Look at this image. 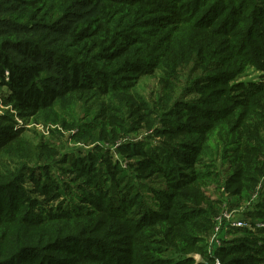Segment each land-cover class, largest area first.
Wrapping results in <instances>:
<instances>
[{
    "label": "rangeland",
    "instance_id": "rangeland-1",
    "mask_svg": "<svg viewBox=\"0 0 264 264\" xmlns=\"http://www.w3.org/2000/svg\"><path fill=\"white\" fill-rule=\"evenodd\" d=\"M11 1L0 0V6L7 3L5 8ZM24 1L32 2L37 11H43L46 22L55 30L50 43L58 41L56 44L63 45L64 53H67L65 47L71 41V32L77 30H92L94 35L103 29L97 40L88 42L90 45L96 41L103 45L112 35L117 39L130 36L126 45L132 42L135 46L131 55L119 64L94 62L97 64L93 67L98 69L95 75L117 82L118 93L110 94V98L95 92L77 94L43 111L37 118L25 121L6 105L8 90L0 88V117L13 120L14 130L23 131V141L36 154L29 162L31 170L23 173L17 186L0 191V214L4 217L17 213L16 208L23 203L21 221L29 224L27 227L35 225L33 229L40 236L52 238L45 248L42 247L46 243L23 251L19 264H75L76 259L83 262L81 264H159L161 261L163 264L166 259L171 264L250 263L248 256L230 254L224 247L233 243L229 241L248 235V231L259 237L264 246V174L254 180L243 197L230 194L226 197L225 185L220 188L222 194L216 191V184L202 188L210 202H221L212 224L201 222L205 232L190 236L192 246L182 254H168L169 250L159 244L158 237L163 234L152 231L150 239L135 237L124 228L137 216V210L130 214L137 204L150 211H161L159 203L167 191V179L162 172L165 163L173 157L174 151L186 153V146L192 145V149L197 150L196 143L201 139L197 134L206 128L203 125L211 116L222 114V107H230L235 114L250 108L252 120L249 119L246 128L243 120H236L239 115L228 123L225 120L216 124L208 139L204 140L205 135L200 140L210 144L207 153L199 159L198 171L208 173L212 179L215 177L218 184L225 183L229 177L239 180L243 176V172L238 171L248 158V150L257 144L243 138L242 134L251 133L264 139V0ZM206 3L212 6L208 11ZM244 9L247 12L242 15ZM8 20L0 16V33L9 30L4 25L19 28L30 23L29 18L11 23ZM240 21L243 25L240 31L244 32L240 34L247 38L242 36L238 44H232L227 35L234 34L233 29ZM207 33L212 34L205 35ZM208 39L219 48L218 60L224 63L238 57L240 63L238 72L231 76L232 81L226 87L222 85L221 95H215L210 86L200 84L201 79V83L206 82V76L231 71L228 66L209 68L211 64L203 68L198 50L211 47ZM239 44L243 57L233 48H238ZM47 49L54 51L52 46ZM50 57L52 55L46 56L41 63ZM147 57L160 58L161 66L155 74L135 77L118 70L125 60L140 64ZM43 75L52 77L53 84L59 78L49 73ZM240 85L243 90L239 91ZM230 128L232 132L228 135ZM237 132L239 134L235 135ZM223 135L224 145L216 144ZM127 144L141 145L150 159H155V164L147 166L143 158L123 155L119 149ZM87 154L103 158L91 176L81 174L72 164L73 160ZM106 158L109 167L103 164ZM261 159L264 162V155ZM41 167H45L48 175ZM32 176L38 181L46 179L42 185L47 184L54 190L65 188V195L44 206ZM59 210L71 218L80 214L83 217L78 224L67 220L56 222L49 213H59ZM227 210L234 212L236 219L245 221L247 226L241 230H226L218 241L214 239L216 219ZM122 213L127 221L119 217H123ZM175 251L179 252L180 248ZM222 251L227 253L222 254ZM260 259L252 263L264 264V256Z\"/></svg>",
    "mask_w": 264,
    "mask_h": 264
},
{
    "label": "trees",
    "instance_id": "trees-1",
    "mask_svg": "<svg viewBox=\"0 0 264 264\" xmlns=\"http://www.w3.org/2000/svg\"><path fill=\"white\" fill-rule=\"evenodd\" d=\"M30 3L32 2L12 0L7 7H3L7 3L0 6V16H6L10 23L18 19L29 18L30 20L27 27L11 28L8 25H4L9 30L0 33V88L8 90L5 102L7 106L15 111L17 117L25 121L35 119L43 111L53 109L59 102L73 98L77 94L95 92L108 98H110V94H117V82L115 80H105L95 75L98 73V69L93 67V65L97 64L94 63L95 60L113 64L123 62L125 58L131 55L133 45L135 46V44L132 45V42L126 45V42L130 40V36L117 39L110 35L103 45H98L97 41L90 45L88 42L92 39L97 40L103 29L97 31L94 35H92V30L72 31L69 37L71 41L65 47L67 53H64L61 50L63 45L56 44L58 41L50 43L55 30L46 22L43 11H37L36 6ZM153 4L158 5L160 3ZM209 5V3H206V11L212 7H209ZM248 9L251 12V8L248 7ZM246 12V9H244L242 15ZM38 18H40L39 21H37ZM242 27L243 25L240 21V25L233 29L234 34L227 35L230 43L238 44L237 40L242 36L243 39L247 38L246 35H243L244 32L240 31ZM246 31H249V27ZM211 34L207 33L205 35ZM28 35L30 37H27ZM209 41L211 42V47H203L198 50V57L204 64L203 68H205V65L208 68L211 64L209 68L224 69L228 66L231 71L213 75L212 77L206 76L204 77L207 78L206 82L201 83V79L200 84L210 86L215 95H221L223 92L222 85L226 87L232 81L231 76L238 72L240 63L238 57H233L224 63L218 60L219 48H216L211 40ZM49 46H52L54 51L47 49ZM240 47L239 44L238 48L237 46L233 48L236 49L238 56L243 57L244 53L240 51ZM94 52H97V54L92 56ZM48 55H52V57L45 63H41V60H44ZM212 55L213 58H211ZM160 63V58L158 57H147L140 64L125 60L123 66L119 67L118 70L121 74H133L135 77H143L155 74L161 66ZM45 73L54 74L59 78L53 84L51 82L52 77H44L43 74ZM129 78H132V76ZM240 86L239 91L243 90V85ZM229 108L222 107L221 110L223 112L221 115H213L211 116L212 118L208 117L211 118L208 119L210 121L203 125L206 128L197 135L201 139L206 138L204 139L206 141L208 134L214 131L216 124L225 120L228 123L229 119L235 118L237 115L239 116L236 120H243L244 128L249 127V119L252 120V117H250L252 113L251 111L249 112L250 108L245 109V113L236 114L231 112ZM13 125L14 122L11 118L0 117V191L17 186V183L22 179L23 173L30 171L32 168L29 165L30 159L36 157L35 151L23 141V131H15ZM110 127L114 136L115 126L112 124ZM231 132L232 129L230 128L228 135ZM220 134H223V131H220ZM238 134L239 132L235 135ZM256 134L258 133L256 132ZM242 136L245 139L250 138L253 140L257 147L254 145L253 148H250L251 150H248V158L244 159L243 166H241L242 170L238 171L240 174H242L241 171L243 172V176L239 180H232V177H229L225 180V183L218 184L217 181L215 182V177L212 179V176L208 173L198 171L199 159L207 153V146L209 147L210 144L209 142L207 144L202 143L200 142L201 139H198V143H196L197 150L192 149V145H190L191 147L186 146L184 147L187 150L186 153L174 151L173 157L165 163V169L162 172L167 179V191L163 193V200L159 203L161 211H150L147 208H140L138 204L133 205L134 207L130 214L138 211L136 213L137 216L131 219L130 226L127 225L124 231H132L135 237L146 236L148 239L152 237V231L156 232L157 235L163 234L164 236L158 237L161 240L159 244L169 250L168 254L186 252L192 246L188 238L190 236L195 237L197 233L202 231L205 232L200 225L201 222L212 224L214 216L217 215V205L221 202L220 200L210 202L204 195L202 188L216 184V186L214 185L215 189L220 192V188L225 185L223 188L228 194L233 197H243L254 185V180L264 174V162L261 159L262 155H264L263 137H255L251 133L249 135L242 134ZM218 139L221 142L216 144L224 145V135ZM119 150L123 155L143 158V162H147V166L156 162L155 159H150L147 151L139 144L123 145ZM102 159V157L96 158L93 154H87L86 157H79L73 160L72 164L81 174L91 176L95 173ZM103 164H106L107 167L110 166L107 158ZM147 166L144 168H147ZM41 169L47 173L45 167H41ZM32 179L36 183V193L41 196V203L44 206L56 202L66 193L65 188L54 190L47 184L43 183L42 185L41 182L46 179L38 181L35 176H32ZM218 180H221L219 176ZM241 180L243 183H241ZM238 183L240 184L238 187L233 186ZM100 193L102 192L100 191ZM220 193L222 194V192ZM81 203L86 202L82 201ZM22 204L16 208L15 211H18L17 213H12L14 215L10 214L2 217L0 214V264H11L14 262L19 264L21 262L20 254L23 251L40 247L46 243L42 247L45 248L52 242L50 235L47 237L40 236L33 229L36 227L35 225L27 227L29 224L21 221V215L24 212L21 211L24 209ZM129 204L130 202L127 207ZM202 204L204 205L202 206ZM134 209L135 211H133ZM122 215L124 218L122 216L119 217L126 220L125 214L122 213ZM49 217H52L56 222L67 220L71 221L72 224H78V220L83 215L80 214L71 218L70 215H65L59 210V213L50 212ZM47 218L45 216L43 219L46 220ZM28 222L31 223V221ZM22 226L25 228H22ZM246 233L248 235L229 241L233 243L229 247L227 245L224 248L230 254L248 256L250 262L248 264H257L252 262L262 260L260 258L264 256V246L261 245L259 237H255L249 231ZM122 235H125V233ZM134 240L136 241L137 239L135 238ZM179 248V252L175 251ZM221 253L227 252L222 251ZM74 261L76 262L75 264L83 263L78 259ZM161 263L162 261L159 262V264ZM163 264L171 263L166 259ZM235 264H244V262Z\"/></svg>",
    "mask_w": 264,
    "mask_h": 264
},
{
    "label": "built area",
    "instance_id": "built-area-1",
    "mask_svg": "<svg viewBox=\"0 0 264 264\" xmlns=\"http://www.w3.org/2000/svg\"><path fill=\"white\" fill-rule=\"evenodd\" d=\"M247 226L245 221L236 219L234 212L224 211L217 219L214 226V239H219L224 235L226 230L243 229Z\"/></svg>",
    "mask_w": 264,
    "mask_h": 264
},
{
    "label": "crops",
    "instance_id": "crops-1",
    "mask_svg": "<svg viewBox=\"0 0 264 264\" xmlns=\"http://www.w3.org/2000/svg\"><path fill=\"white\" fill-rule=\"evenodd\" d=\"M229 196V194H226V197Z\"/></svg>",
    "mask_w": 264,
    "mask_h": 264
}]
</instances>
